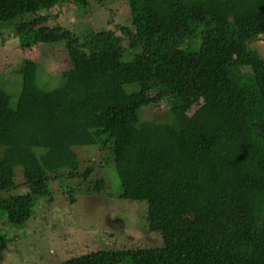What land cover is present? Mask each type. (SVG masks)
Returning a JSON list of instances; mask_svg holds the SVG:
<instances>
[{
	"label": "trees",
	"instance_id": "trees-1",
	"mask_svg": "<svg viewBox=\"0 0 264 264\" xmlns=\"http://www.w3.org/2000/svg\"><path fill=\"white\" fill-rule=\"evenodd\" d=\"M66 1L0 0V39L7 31L23 49L54 45L70 64L55 86L42 89L39 68L24 60L13 110L0 81V128L12 119L0 158L22 171L28 188L0 198V215L23 228L51 195L52 180L75 195L70 180L87 183L94 172L80 169L77 149H96L117 175V197L147 205L146 225L162 234V244L52 264H264V61L247 49L251 90L234 79L230 55L264 36V0H133L129 22L116 32L107 28L86 40L59 27L30 32ZM71 1L77 12L87 6ZM200 25L209 35L198 40ZM166 65L179 69L188 87L212 82L224 91L223 101L193 113L189 132L141 118L146 105L183 91L167 93L172 88L158 81L154 67ZM143 85L150 94L136 101ZM90 183L87 192L107 190L102 180Z\"/></svg>",
	"mask_w": 264,
	"mask_h": 264
},
{
	"label": "rangeland",
	"instance_id": "rangeland-1",
	"mask_svg": "<svg viewBox=\"0 0 264 264\" xmlns=\"http://www.w3.org/2000/svg\"><path fill=\"white\" fill-rule=\"evenodd\" d=\"M133 4V0H87V6L77 12L78 7L69 0L51 7L49 17L34 24L30 32L42 27H59L61 31L68 30L82 40L107 28L116 32V26H125L129 22ZM2 34L0 81L8 97V106L13 110L21 90L24 60L34 62L39 68L36 81L42 89L55 86L56 78L69 70L70 64L65 51L59 47L52 45L44 49L34 45L23 49L17 40L10 38L7 31ZM197 34L196 38L200 40L209 35V30L200 25ZM123 39L125 46L126 40ZM247 49L256 51L264 61V36L242 45L239 50L232 49L230 54L234 79L254 90L253 70L247 63ZM154 68L158 81H164L167 87L172 88L167 93L172 94L182 88L183 91L146 105L141 110L142 119L174 123L184 132H189L196 126L193 113L198 108L210 101L218 100L220 103L224 100V91L212 82H206L197 90L183 82L179 69L172 70L168 65L162 69ZM147 94L150 93L143 85L135 100L140 101ZM260 113L259 107L257 114ZM11 124L12 119L7 118L0 128V150L10 142ZM77 154L80 169H94L86 182L91 186L90 179L95 182L102 180L105 182L106 194H96L94 190L87 192L88 184L81 178L70 180L71 189L76 190L75 195L69 194L65 185L50 181L51 195L38 201L34 215L23 228L18 231L11 228L7 217L0 215V264H52L96 250L145 249L162 244V234L150 232L146 225L147 205L117 197L119 180L115 172L112 175L107 171L104 156L96 149L86 148L77 149ZM24 180L22 171L9 169L0 158V198L27 193ZM167 233L164 231L163 235Z\"/></svg>",
	"mask_w": 264,
	"mask_h": 264
}]
</instances>
